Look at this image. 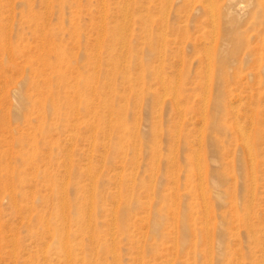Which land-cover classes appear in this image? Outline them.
Masks as SVG:
<instances>
[{"label":"rangeland","instance_id":"obj_1","mask_svg":"<svg viewBox=\"0 0 264 264\" xmlns=\"http://www.w3.org/2000/svg\"><path fill=\"white\" fill-rule=\"evenodd\" d=\"M242 1L0 0V264H264Z\"/></svg>","mask_w":264,"mask_h":264},{"label":"bare ground","instance_id":"obj_2","mask_svg":"<svg viewBox=\"0 0 264 264\" xmlns=\"http://www.w3.org/2000/svg\"><path fill=\"white\" fill-rule=\"evenodd\" d=\"M242 2H243V1H242ZM243 4H244V5H243ZM243 4H242V7H243L244 9H248V8H251L252 6H254L255 9H257V11H256V15H257L259 18H264V0H244ZM63 58H65V57L63 56ZM60 59H61V58H60ZM61 61H63V60L61 59ZM119 128H123V127L119 126ZM7 171L10 172L9 169H8ZM8 172H7V173H8ZM95 206H96L95 202H92V207H95ZM64 238H65V237H64ZM64 238L62 239V237H61V240L63 241ZM68 243H69V241H67V242L65 243V245H67ZM65 247H66V246H65Z\"/></svg>","mask_w":264,"mask_h":264}]
</instances>
